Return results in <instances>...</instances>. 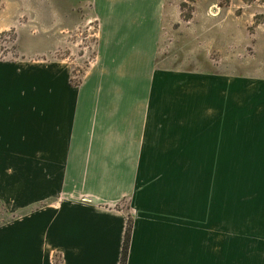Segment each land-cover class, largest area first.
Listing matches in <instances>:
<instances>
[{
    "label": "crops",
    "instance_id": "crops-1",
    "mask_svg": "<svg viewBox=\"0 0 264 264\" xmlns=\"http://www.w3.org/2000/svg\"><path fill=\"white\" fill-rule=\"evenodd\" d=\"M163 1L90 0L81 86L31 36L0 59V264H120L128 219L125 264H264V75L185 71L181 120L143 117Z\"/></svg>",
    "mask_w": 264,
    "mask_h": 264
},
{
    "label": "rangeland",
    "instance_id": "rangeland-1",
    "mask_svg": "<svg viewBox=\"0 0 264 264\" xmlns=\"http://www.w3.org/2000/svg\"><path fill=\"white\" fill-rule=\"evenodd\" d=\"M5 4L0 11V59L29 54L58 60L71 68V84L81 86L98 45V20L90 0ZM159 26L154 77L143 83L126 81L127 92L142 95L143 117L146 111L163 109L165 122L181 120L185 71L264 75V0H164ZM30 36L38 48L23 54L21 39L27 42ZM11 217L0 202V225Z\"/></svg>",
    "mask_w": 264,
    "mask_h": 264
},
{
    "label": "trees",
    "instance_id": "trees-1",
    "mask_svg": "<svg viewBox=\"0 0 264 264\" xmlns=\"http://www.w3.org/2000/svg\"><path fill=\"white\" fill-rule=\"evenodd\" d=\"M131 221H132L131 219H128V223H127V227H126V231H125L124 242H123V247H122V254H121L120 264H125L126 263L128 247H129V241H130V235H131V230H132Z\"/></svg>",
    "mask_w": 264,
    "mask_h": 264
}]
</instances>
